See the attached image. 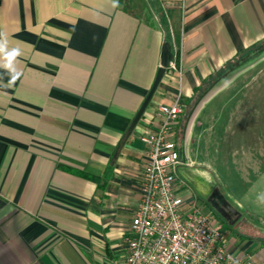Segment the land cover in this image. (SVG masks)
Masks as SVG:
<instances>
[{"label":"crops","instance_id":"1","mask_svg":"<svg viewBox=\"0 0 264 264\" xmlns=\"http://www.w3.org/2000/svg\"><path fill=\"white\" fill-rule=\"evenodd\" d=\"M117 4L0 0L23 73L7 87L0 68V264L123 260L159 105L264 43V0ZM216 219L229 250L264 264V229Z\"/></svg>","mask_w":264,"mask_h":264},{"label":"rangeland","instance_id":"2","mask_svg":"<svg viewBox=\"0 0 264 264\" xmlns=\"http://www.w3.org/2000/svg\"><path fill=\"white\" fill-rule=\"evenodd\" d=\"M260 58L261 62L235 78L196 115L190 133L192 164L179 172L190 180L191 192L215 215L212 195L227 212L222 214L227 220L264 229V203L258 200L264 194V52ZM202 91L186 102L182 131Z\"/></svg>","mask_w":264,"mask_h":264},{"label":"built area","instance_id":"3","mask_svg":"<svg viewBox=\"0 0 264 264\" xmlns=\"http://www.w3.org/2000/svg\"><path fill=\"white\" fill-rule=\"evenodd\" d=\"M171 70L183 75L177 60ZM186 110L181 95L157 110L159 125L142 136L146 145L142 199L127 237V254L114 264H244L226 244L223 223L191 192L177 126ZM189 191L191 194L185 195Z\"/></svg>","mask_w":264,"mask_h":264},{"label":"water","instance_id":"4","mask_svg":"<svg viewBox=\"0 0 264 264\" xmlns=\"http://www.w3.org/2000/svg\"><path fill=\"white\" fill-rule=\"evenodd\" d=\"M263 52H264V43L261 44L258 48L248 53L247 55H245L242 59L238 60L231 67L227 68V70L222 75L214 79V81L206 88L203 94L198 98L196 103L193 105V108L184 125L185 133L187 132L191 133L192 122L194 118L206 106L208 102H210L222 90L228 87L229 84L232 81H234L235 78H237L240 74H242L246 70L250 69L251 67H254L256 64L261 62L262 59L260 58V55ZM182 159L185 165L192 164V158L190 157L189 153L186 152V150H184L183 152ZM184 175L187 176V174Z\"/></svg>","mask_w":264,"mask_h":264},{"label":"clouds","instance_id":"5","mask_svg":"<svg viewBox=\"0 0 264 264\" xmlns=\"http://www.w3.org/2000/svg\"><path fill=\"white\" fill-rule=\"evenodd\" d=\"M113 6H118L117 0H113ZM21 55L22 52L19 48H9L7 38L3 33H0V68L4 69V71L8 73L9 79L7 81V87L14 86L16 81L23 75V73L16 67L18 58ZM258 200L261 203H264V194L260 195Z\"/></svg>","mask_w":264,"mask_h":264},{"label":"flooded vegetation","instance_id":"6","mask_svg":"<svg viewBox=\"0 0 264 264\" xmlns=\"http://www.w3.org/2000/svg\"><path fill=\"white\" fill-rule=\"evenodd\" d=\"M178 142H179V147H180V151H181V155H183L184 150H186L187 153H191L190 151V133L184 132V128L183 131L181 130L179 132V138H178ZM211 203L213 204V208L215 209L216 214L221 217L224 218L225 220H227L223 215H226L227 212H225V210L221 207V205L219 203H217L214 199V196H211L210 199ZM223 214V215H222ZM230 215H228L229 217Z\"/></svg>","mask_w":264,"mask_h":264},{"label":"trees","instance_id":"7","mask_svg":"<svg viewBox=\"0 0 264 264\" xmlns=\"http://www.w3.org/2000/svg\"><path fill=\"white\" fill-rule=\"evenodd\" d=\"M259 46H260V45H259ZM259 46L254 47V48L250 49L249 51H247L243 56H241L239 59H237V60L234 61L232 64H230L227 68L231 67L234 63H236L238 60L242 59L245 55H247L248 53H250V52L253 51L254 49L258 48ZM227 68H226V69H227ZM217 77H218V76H217ZM211 79H212V78H211ZM211 79H209L207 82L209 83V81H210ZM215 79H216V78H215ZM213 81H214V79L209 83V85H210ZM207 82L205 83V85L208 84ZM205 85H204V86H205ZM209 85H208V86H209ZM208 86H207V87H208ZM207 87H205V89H203V91H202V88H201V89H199V90L196 92L195 96H196L200 91H202V92L199 94V96L197 97L196 101H197L198 98L203 94V92L206 90ZM195 96L192 97L189 101L193 100V99L195 98ZM196 101L194 102V104L196 103ZM182 118H183V116L181 117V120H180V123H179V126H180L181 130H182Z\"/></svg>","mask_w":264,"mask_h":264}]
</instances>
